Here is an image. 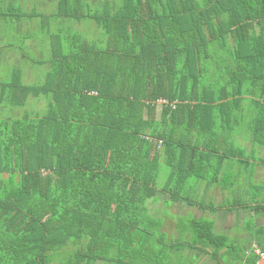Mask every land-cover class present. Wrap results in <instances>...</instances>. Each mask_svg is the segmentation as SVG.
<instances>
[{
	"label": "trees",
	"instance_id": "16d2710c",
	"mask_svg": "<svg viewBox=\"0 0 264 264\" xmlns=\"http://www.w3.org/2000/svg\"><path fill=\"white\" fill-rule=\"evenodd\" d=\"M24 3L0 0V59L22 61L0 68V264H256L264 223L232 238L179 219L170 238L149 204L264 219V180L247 201L193 196L234 185L229 162H250L237 134L264 148V0ZM84 20L104 42L64 25ZM31 65L41 83L26 81ZM44 96L43 115L22 113Z\"/></svg>",
	"mask_w": 264,
	"mask_h": 264
},
{
	"label": "rangeland",
	"instance_id": "374dc122",
	"mask_svg": "<svg viewBox=\"0 0 264 264\" xmlns=\"http://www.w3.org/2000/svg\"><path fill=\"white\" fill-rule=\"evenodd\" d=\"M24 4H25V7H27L28 9H31L33 6L32 2L29 0H25ZM36 8L38 11H41V12H49L50 4L46 3L44 6L38 5L36 6ZM68 23L70 24V28L69 27L68 28L71 31L80 33L83 37H85L86 39L90 41L95 42L98 45H100L102 42L105 41V35L103 31L100 28H98L94 24L95 22H93L92 20H84L78 23H76L75 21H65L64 25L67 26ZM32 29L33 27L31 26L30 30ZM16 42L19 43V39H17ZM26 46L28 45L26 44ZM35 50L36 49L30 48L29 56L31 59H38L39 53L36 52ZM3 51L7 52V54L5 56H2L3 58L0 59L1 60L0 65H2L0 68L10 65L11 62L21 64L22 61L20 60V57L17 53L11 52L9 48H5ZM36 68L37 67L35 66L33 68L31 65L30 69H28V73L26 71L27 73L26 81H30V83L32 84L41 83L44 77V72L41 71V69L38 71L39 68L37 69ZM41 100L42 101L37 102L34 105L30 104L32 100H28V104H30L31 106L27 105L25 109L21 110L22 113L25 112V113L33 114V115H43L47 110L48 99L44 96L41 98ZM249 103H250L249 100H245L242 103L244 123L249 121L252 117V107L249 106ZM241 136L243 137L242 139L239 136V134H237L235 140L237 142V145L245 149L246 156H248L247 158L250 159V162L248 164L240 163L236 160H231L229 162V166H231L229 168V174H230L229 178L231 181L234 182V185L232 187H229L228 190H222L221 187L218 188L217 186H213L211 189H209V192L211 193L210 195L208 191L205 190L204 188L205 184L201 182L195 188V192L193 194L194 198H197L199 201H204L205 203L228 205V204L234 203L239 198H242L243 200L247 201L249 200L250 197H252V192L254 190L253 186L258 185L260 183L259 181H261L262 183V180H264V165H261V164L258 165L253 162L255 160L264 158V148L251 145L249 141H247L248 136L246 134L241 135ZM163 169L164 171L160 174V177L158 179V184L163 183V181L167 177L166 169L165 168ZM191 183L192 184L195 183V180L193 179ZM233 214H235V211L233 212ZM169 215L170 217L175 218L172 214H169ZM244 215H245V212L239 213V217L244 216ZM190 217H191V214L189 213L188 215L184 216L183 219H189ZM206 217L213 218V216L211 217L206 216ZM243 223H244V226H246L248 223L253 224V219L249 216L246 218L243 217ZM256 223H264V219L257 218ZM232 225H234L233 232L238 233L239 232L238 225L236 223ZM165 230L168 233V236L170 238H172L173 235L175 236L176 234V231H172V228L168 225L165 227ZM204 262L205 264H211L210 261L204 260Z\"/></svg>",
	"mask_w": 264,
	"mask_h": 264
},
{
	"label": "crops",
	"instance_id": "0c3cea01",
	"mask_svg": "<svg viewBox=\"0 0 264 264\" xmlns=\"http://www.w3.org/2000/svg\"><path fill=\"white\" fill-rule=\"evenodd\" d=\"M46 3L51 4L52 6L55 7V0H36L33 1L32 7H36L38 5H42L44 6ZM261 182V181H260ZM205 190H207V187H204ZM208 193L211 195V193L209 192V190H207ZM212 192V190H211ZM214 195V193H213ZM169 197L168 196H163V195H159V200L158 202H156L155 204H153V202H151L150 208L153 209V213L157 214V212H162L163 215L160 214V217H164L163 218V226H164V230L165 227L168 225L172 228V231H176V223L177 220H179L180 218H184V216L188 215L189 213L191 214L190 218H199V217H203V216H213V218H211L214 222V230L216 232L219 233H226L227 235H229V237H244L245 236V231H244V223H243V217H251L253 219V224L256 226L259 223H256L257 217L254 218L253 216V212L249 211V210H245V209H234L233 211H228V210H223V211H219L213 215H209L206 211L202 210L199 207H192L189 206L185 203H171L169 205ZM159 204V205H158ZM235 211V214H233V212ZM240 212H245L244 216H240L239 217V213ZM169 214H172L175 218L170 217ZM159 215V214H157ZM259 219V218H258ZM261 219V218H260ZM236 223L238 225V229L239 232L238 233H234L233 232V227L234 223ZM232 225V226H231ZM166 231V230H165ZM233 232V233H232ZM233 234V235H232ZM256 253L258 252V250L255 251Z\"/></svg>",
	"mask_w": 264,
	"mask_h": 264
},
{
	"label": "water",
	"instance_id": "95a60500",
	"mask_svg": "<svg viewBox=\"0 0 264 264\" xmlns=\"http://www.w3.org/2000/svg\"><path fill=\"white\" fill-rule=\"evenodd\" d=\"M256 264H264V252L260 255V257L257 260Z\"/></svg>",
	"mask_w": 264,
	"mask_h": 264
}]
</instances>
